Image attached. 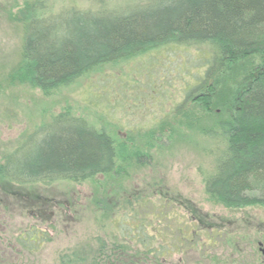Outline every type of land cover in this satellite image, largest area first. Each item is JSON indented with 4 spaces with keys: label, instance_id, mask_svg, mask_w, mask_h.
<instances>
[{
    "label": "rangeland",
    "instance_id": "obj_1",
    "mask_svg": "<svg viewBox=\"0 0 264 264\" xmlns=\"http://www.w3.org/2000/svg\"><path fill=\"white\" fill-rule=\"evenodd\" d=\"M30 1L0 0V166L32 133L68 111L108 132L116 142L131 138L141 157L124 164L115 177L11 183V190L30 194L31 200L17 193L1 212L6 221L2 235L8 227L12 235L8 241L20 249L3 257L5 262L63 264L79 248L94 249L97 236L121 234L116 221L108 218L110 209L117 208L126 221L150 223L157 211L183 217L181 225L190 228L194 245L177 250L173 259L178 264H264L257 247L258 241L264 246V206L226 207L206 193L204 183L228 150L219 123L231 118L225 100H232L238 88L240 92L241 77H228L237 78L239 87L232 83L219 88L210 110L197 99L206 92L202 81L210 44H175L101 65L54 92L41 91L19 81L16 70L26 26L22 11ZM73 1L47 0L48 12H58ZM75 1L101 16L153 2ZM242 59L227 70L240 68ZM219 93L227 98L223 101ZM3 180L0 177L5 185ZM41 194L51 200L47 208ZM133 194L143 205L124 212ZM40 230L45 236L41 247L29 248L20 238L15 244L18 235Z\"/></svg>",
    "mask_w": 264,
    "mask_h": 264
},
{
    "label": "trees",
    "instance_id": "obj_2",
    "mask_svg": "<svg viewBox=\"0 0 264 264\" xmlns=\"http://www.w3.org/2000/svg\"><path fill=\"white\" fill-rule=\"evenodd\" d=\"M141 6L101 16L75 0L53 13L48 12L47 0L30 1L22 11L26 26L16 69L18 80L54 92L112 61L168 45L209 43L212 53L205 57L207 69L202 81L206 92L197 99L211 110L218 89L238 83L237 78L228 77H241L244 85L230 97L232 100L219 93L231 110V118L219 123L228 150L214 173L205 178L206 193L226 207L264 206V0H153ZM242 57L240 68L227 70ZM126 140L116 142L84 118L60 112L51 124L40 127L4 157L0 175L15 185L115 177L124 164L141 157L132 139ZM132 197L127 199L124 212L126 208L130 213L141 209V198ZM41 199L45 208L52 204L45 197ZM110 213L109 220L116 221L121 234L97 236L94 249L79 248L63 264H159L153 236L160 232L157 225L164 232L174 227L190 229L182 227L183 217L157 211L147 223L152 226L148 236L140 225L132 230L138 220H123L126 216L117 208ZM161 217L164 219L159 221ZM39 232L29 234L37 245L45 241Z\"/></svg>",
    "mask_w": 264,
    "mask_h": 264
},
{
    "label": "flooded vegetation",
    "instance_id": "obj_3",
    "mask_svg": "<svg viewBox=\"0 0 264 264\" xmlns=\"http://www.w3.org/2000/svg\"><path fill=\"white\" fill-rule=\"evenodd\" d=\"M0 177H2L0 175ZM6 178H4L5 180ZM3 180V181H4ZM11 181L9 180H5V185H3L2 183H0V264H10L6 263L3 257H10L14 254L15 251H19L20 249L17 248L16 245H12V240H9V237L12 236L11 233H9L8 227L7 229L4 230V234L2 235V226L4 224L5 221V217L2 216L1 212L5 210L6 205H9L10 199L15 195V192L11 191ZM19 196L21 195H25L26 198L25 200H31V196L30 194H26V193H19L17 192ZM41 196L43 197L44 195L41 194ZM49 201V199H48ZM164 218H160L159 221L163 220ZM142 226L144 228V230L146 232L149 233L148 236H151L150 233L152 231V226L148 227L147 223L144 221L139 222L137 225H134L132 227V230L134 227L138 226L139 227ZM156 225V224H155ZM4 227V226H3ZM166 227V226H165ZM183 227V226H182ZM5 228V227H4ZM159 229L160 232L155 233L153 236L156 238V256L157 259L156 261L159 262V264H178L179 262L176 263V261H174L173 257L174 254L177 252V250H179L180 248H184L185 244L186 248L190 249L193 247L194 245V239H193V233L191 232V230H177L176 227H174L173 230H171L170 232H164L162 231V226L157 225V228ZM33 233V232H29ZM44 232H39V234L44 235ZM182 236L181 239L178 238V236ZM135 235H129V237L133 238ZM32 237V239L30 238ZM19 238L22 239V243L27 246V247H36L37 244H34L33 242H35V239L32 235L29 236H23V235H18L17 240H15V244L17 243V241H19ZM30 238V239H29ZM31 240L33 242H31ZM8 241V242H7ZM39 247H41L40 244H38ZM19 247V246H18ZM257 247H258V251L261 253V248L264 247L263 246V242H257ZM178 253V252H177ZM261 255L264 257V255L261 253Z\"/></svg>",
    "mask_w": 264,
    "mask_h": 264
},
{
    "label": "water",
    "instance_id": "obj_4",
    "mask_svg": "<svg viewBox=\"0 0 264 264\" xmlns=\"http://www.w3.org/2000/svg\"><path fill=\"white\" fill-rule=\"evenodd\" d=\"M261 252H262V253H263V255H264V248H263V247L261 248Z\"/></svg>",
    "mask_w": 264,
    "mask_h": 264
}]
</instances>
